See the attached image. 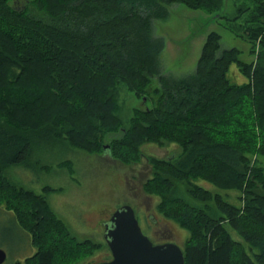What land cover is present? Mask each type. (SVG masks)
Listing matches in <instances>:
<instances>
[{"label": "trees", "instance_id": "trees-1", "mask_svg": "<svg viewBox=\"0 0 264 264\" xmlns=\"http://www.w3.org/2000/svg\"><path fill=\"white\" fill-rule=\"evenodd\" d=\"M9 1L0 0V206L36 248L24 264H78L103 247L77 240L45 195L5 176L38 148L64 143L108 151L124 166L146 159L152 176L143 191L190 233L186 264H264V0H245L228 26L256 60L221 51L212 32L196 72L180 78L162 74L155 20L174 3L219 13L226 0H31L36 15ZM232 65L243 82L231 79ZM155 78L150 105L143 96ZM122 86L146 105L128 124L119 115ZM146 144H178L180 153L146 156ZM58 165L73 172L66 160Z\"/></svg>", "mask_w": 264, "mask_h": 264}, {"label": "rangeland", "instance_id": "rangeland-1", "mask_svg": "<svg viewBox=\"0 0 264 264\" xmlns=\"http://www.w3.org/2000/svg\"><path fill=\"white\" fill-rule=\"evenodd\" d=\"M244 1L226 0L219 13L191 9L181 3L170 5L168 17L154 22L155 36L165 41V48L160 56L162 74L175 78L194 74L207 37L212 32L221 36V51L238 49L242 61L251 63L256 60V56L250 51V43L236 37L228 29L237 8ZM9 4L17 10L24 8L29 14H38L31 0H10ZM220 15L223 18H220ZM246 16L247 13L238 20L239 25ZM236 69V65L231 66V79L241 83L244 80L238 79L240 72ZM156 88H159V81L155 78L143 96L146 100L150 99V105L151 99H156L153 94ZM142 101L143 99H138L126 87H121L119 115L125 124L129 123L135 108L146 106ZM142 151L146 156L167 159L180 153V147L178 144H168L163 148L146 144ZM64 160L72 165L73 172L68 167L58 165ZM259 163L264 168V157L259 159ZM140 172L144 174L142 179L137 177L133 182L130 181L132 185L127 184V178ZM4 173L15 184L45 195L57 217L67 224L77 240L89 239L103 245L99 251L78 264H96L110 260L112 254L104 237V224L110 215L126 205L134 208L144 234L153 242L157 243L160 239L152 234V230H149L144 221L145 206L148 207L149 213L155 216L152 222L155 219L161 221L165 229L171 231L172 241L182 249L190 238V233L185 228L166 219L158 211L159 198L149 196L143 191L144 182L152 176L151 165L146 159L139 164L124 166L118 161L114 164V159L108 151L91 154L64 143L62 146L38 148L33 152L28 164L11 166ZM199 184L212 188L204 181H199ZM46 187L56 191L46 192ZM230 196L237 204L238 192H231ZM14 217L13 211L0 206V248L7 253L3 264H24L25 260L36 252L31 237L19 227ZM153 225L156 226V223L153 222Z\"/></svg>", "mask_w": 264, "mask_h": 264}, {"label": "water", "instance_id": "water-1", "mask_svg": "<svg viewBox=\"0 0 264 264\" xmlns=\"http://www.w3.org/2000/svg\"><path fill=\"white\" fill-rule=\"evenodd\" d=\"M104 225L112 259L96 264H186L179 245L173 242L155 245L144 234L134 208L129 205L115 211ZM6 259V251L0 248V264Z\"/></svg>", "mask_w": 264, "mask_h": 264}, {"label": "flooded vegetation", "instance_id": "flooded-vegetation-1", "mask_svg": "<svg viewBox=\"0 0 264 264\" xmlns=\"http://www.w3.org/2000/svg\"><path fill=\"white\" fill-rule=\"evenodd\" d=\"M143 160H144V158H143ZM142 160V161H143ZM115 160H114V164H115ZM141 163V162H140ZM139 164V163H138ZM151 172H152V170H151ZM140 174V175H139ZM138 175L136 174V175H134V176H131V178H127L126 179V182H127V184H130V185H132V183H130V181L131 182H133L137 177H139L140 179H142L143 177H144V174L142 173V172H140ZM133 177V178H132ZM145 183V182H144ZM144 185V184H143ZM150 215H152L151 213H149V211H148V207L147 206H145V216H144V221L146 222V225H147V227L149 228V230L151 231L152 230V234L155 236V237H157V238H159L160 239V241L159 242H157V243H155V242H153L152 240V242L155 244V245H157V244H165V243H169V242H173L172 241V237H171V231L169 232V229H165V225H162L163 223L161 222V221H159L158 219H155L153 222H155L156 223V226L155 225H153V222H152V219L155 217V216H150ZM110 217H111V215L109 216V218H108V220L110 219ZM107 222V221H106ZM105 222V223H106ZM104 228H105V226H104ZM104 231H105V229H104ZM153 235H151V236H153ZM153 236V237H154ZM112 259V257L110 258V260ZM109 261V260H108Z\"/></svg>", "mask_w": 264, "mask_h": 264}, {"label": "crops", "instance_id": "crops-1", "mask_svg": "<svg viewBox=\"0 0 264 264\" xmlns=\"http://www.w3.org/2000/svg\"><path fill=\"white\" fill-rule=\"evenodd\" d=\"M236 70H238V69H236ZM238 71H239V70H238ZM238 71H237V72H238ZM239 72H240V71H239ZM239 72H238V73H239ZM238 76H239V77H238ZM237 77H238V79L245 80V78L243 77V75H242L241 73H239V75H237ZM14 218H15V217H14ZM104 229H105V228H104ZM104 229H103V230H104ZM104 232H105V231H104Z\"/></svg>", "mask_w": 264, "mask_h": 264}]
</instances>
